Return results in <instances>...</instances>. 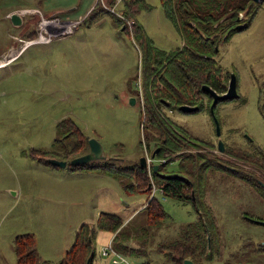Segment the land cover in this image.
Here are the masks:
<instances>
[{
  "label": "rangeland",
  "instance_id": "rangeland-1",
  "mask_svg": "<svg viewBox=\"0 0 264 264\" xmlns=\"http://www.w3.org/2000/svg\"><path fill=\"white\" fill-rule=\"evenodd\" d=\"M204 1L191 3L200 6ZM110 2L0 0V63L17 55L0 65V264H16L14 239L27 232L34 233L43 262H59L84 223L93 227L92 264H113L102 254L103 247L112 243L121 251L119 244H125L132 223H144L145 216L138 211L151 197L152 188L126 189L120 179L97 166L110 159L120 166L140 163L141 157L148 159L155 148L152 143H144L150 130L145 128L137 87L143 36L122 18L121 0L113 5ZM146 2L150 9L142 10L136 18L146 36L160 49L181 46L182 38L164 16L160 1ZM257 5L248 26L217 44L214 58L223 70L234 73L238 96L219 101L214 112L224 151L243 155L242 151L247 150L263 159L264 0ZM16 11L24 16L21 27L13 25L8 17ZM43 17L81 21L71 32L23 47L19 38L31 40L38 36ZM122 21H126V27ZM20 29H34L36 33L21 35ZM133 95L137 102L130 104ZM170 112L179 118L193 141L207 143L194 141L195 146L183 150V155L215 156L220 161L217 169L208 171L204 185V201L214 217L217 238L213 241L214 254L205 262L264 264V190L257 184L264 177L260 170L245 157L218 151L207 102L200 111ZM68 117L88 138L95 137L102 143L107 158L71 164L65 147H57L51 157L68 156L67 165L58 166L32 154L34 149L53 147L57 123ZM163 160L155 157L150 165ZM176 161L169 162L162 172L175 170ZM155 195L167 218L161 229H154L152 239L140 246L146 257L127 255L132 261L147 259L161 264L159 242L176 238L182 229L192 230L200 221L199 210L192 203L172 196L163 199L159 191ZM101 213H116L126 221L137 215L131 223L123 222L126 225L116 234L99 228Z\"/></svg>",
  "mask_w": 264,
  "mask_h": 264
},
{
  "label": "trees",
  "instance_id": "trees-1",
  "mask_svg": "<svg viewBox=\"0 0 264 264\" xmlns=\"http://www.w3.org/2000/svg\"><path fill=\"white\" fill-rule=\"evenodd\" d=\"M159 1L164 16L182 38L181 46L174 49L164 50L155 46L146 36L145 29L137 23L138 14L151 7L146 0H121L120 12L122 18L130 22V26H134L139 33H142L144 40L141 48L142 71L139 77L142 83L143 103L140 93L139 100L143 105L145 128L150 130L149 135L145 136L144 143L146 146L152 143L155 147H159L156 158L165 160L159 164L157 171H154L153 167L150 171L140 163L120 166L112 159L105 160L97 166L120 179L123 186L131 191H145L149 188L151 180H154L163 197H178L192 203L199 210L200 221L194 224L195 227L192 230L182 229L176 238L160 241L157 249L163 256L161 264H183V259L187 257L201 263L205 262L206 258H210L216 249V244L213 243L217 240L216 233L213 231L215 221L204 201V185L208 171L217 169L216 165L220 161L215 156L209 158L202 154L183 155V150L195 146L194 141L207 143L200 139L193 141L189 132L177 123L170 111L181 104L196 105L198 110H202L204 103L208 104L210 100L201 89L204 84L217 93L225 91L228 72L223 70L214 58L217 44L237 31V24H243L242 29L248 26L258 3L253 0H205L200 7L191 3L196 0ZM114 3L115 0H111L109 4ZM240 13H243L244 17L239 19L242 21L239 23L237 16ZM126 21L121 22L125 23V27ZM35 33L36 31L32 29L26 31L25 35L33 36ZM57 147H65L70 158L83 154L89 149L88 137L70 117L57 123V137L52 148L34 149L32 154L34 156L38 154V159L51 164L47 161V157L54 156L53 152ZM224 152L236 157L241 156L240 158L245 157L243 159L257 166L264 177V158L259 159L247 150L242 151L243 155L229 150ZM68 156H64V159H68ZM171 161L177 163L175 170L162 172ZM160 165L163 166L162 170ZM257 181L264 190L263 179L259 178ZM262 193L264 196V192ZM140 211L145 216L143 225L132 223L131 231L124 239L125 244H119L121 251L117 248L116 250L130 257L141 256L144 259L147 253L140 246H145V243L152 239L154 229L163 227L167 213L157 196L148 198L138 212ZM136 215L126 221L116 213H101L98 226L100 229H108L118 234L126 224L131 223ZM92 231L93 227L88 223L82 224L76 233L74 243L66 251L64 258L56 263L41 260L34 233L18 234L14 239L16 264H87L89 258V264H92L95 259ZM207 233L210 238L209 251L207 250ZM142 234L145 235L142 236ZM143 259L142 264H152L151 260Z\"/></svg>",
  "mask_w": 264,
  "mask_h": 264
},
{
  "label": "water",
  "instance_id": "water-1",
  "mask_svg": "<svg viewBox=\"0 0 264 264\" xmlns=\"http://www.w3.org/2000/svg\"><path fill=\"white\" fill-rule=\"evenodd\" d=\"M255 3H260L263 0H253ZM243 16V13H240L237 16V20L241 19ZM9 19L11 21V23L15 26H20L23 24V15L20 12H12L9 14ZM243 24H237L236 27L237 28H241ZM201 89L203 91V93H205L208 97L211 98L210 104H209V108H210V115L214 121V125H215V133L217 136V142H216V146L218 151L220 152H224V143L220 138V126H219V122L218 119L216 117V115L214 114L213 108L216 105V103L218 101L221 100H230L233 99L235 97L238 96L237 93V83H236V77L234 75V73H230L229 74V79H228V83L226 86V89L224 92L222 93H217L214 89H212L210 86L208 85H202ZM136 103V96H132L130 98V104H135ZM178 110L182 113H192L195 111H198V107L196 105H186V104H181L178 107ZM88 145H89V149L80 155H77L73 158H71V160L69 161L71 164H80V163H85L91 160H95V159H103L106 158V153L104 151V147L102 145V143L95 137H89L88 138ZM159 152V148L157 147L153 152H152V158L154 159L156 157V154ZM47 161H49L51 164L53 165H58V166H66L68 163V160L66 159H58V158H54V157H47ZM140 165L143 167H148V161L147 158L145 156H142L140 159ZM153 170L157 171L159 169V163H154L152 165ZM149 187H151V183H149L148 185ZM192 193V197H193V192ZM207 239V250L209 251V235L207 233L206 236ZM90 262V258L87 261V264H89ZM183 264H208L205 262H195L194 260H192L191 258H184L183 259ZM246 264V263H245Z\"/></svg>",
  "mask_w": 264,
  "mask_h": 264
},
{
  "label": "built area",
  "instance_id": "built-area-1",
  "mask_svg": "<svg viewBox=\"0 0 264 264\" xmlns=\"http://www.w3.org/2000/svg\"><path fill=\"white\" fill-rule=\"evenodd\" d=\"M51 20H53V21H51ZM46 21L51 22V24H44V23H46ZM80 21H81V19L62 21V20H60L59 17H54L53 19H47V18L44 19V17H43V22L40 26L41 30L38 32V36H36L34 39H31V40L24 39V38H19V39H21V41L24 42L23 47H26L31 42L41 41V40L47 41V40L52 38L51 36L71 32L75 27H77L79 25ZM59 25H62V26L60 28L59 27L57 28V26H59ZM59 29H61V30H59ZM41 37H44V39H41ZM12 51H14L13 46L10 48L11 53H12ZM16 56H12L11 58H9L7 61H5L3 63H6V62L14 59ZM0 64H2V62ZM137 86H138L139 90L141 91V80H140V78L137 82ZM140 98L143 101L141 95H140ZM152 160H153V158H151V157H149L147 159L148 169L150 171H151L150 166H152V164L150 165V162ZM151 188H152L151 197L156 196L155 193H157V191L161 192L159 186L154 182V180H151ZM163 199H164V197H163ZM102 254L108 256L109 259H107V260L111 261V263H113V264H118V263L141 264V263L136 262L134 260L132 261L130 258L127 257V255L117 251L116 248H114V246L112 245V243H109L108 245H105L103 247Z\"/></svg>",
  "mask_w": 264,
  "mask_h": 264
},
{
  "label": "flooded vegetation",
  "instance_id": "flooded-vegetation-1",
  "mask_svg": "<svg viewBox=\"0 0 264 264\" xmlns=\"http://www.w3.org/2000/svg\"><path fill=\"white\" fill-rule=\"evenodd\" d=\"M244 17V16H243ZM242 17V18H243ZM24 19V18H23ZM240 22H242V21H240L239 20V23ZM23 24H24V20H23ZM22 24V25H23ZM238 30L237 31H240V30H242V28H237ZM19 31V30H18ZM25 33V29L24 30H21L20 29V34L22 35V34H24ZM228 79H229V73H228V78H227V83H228ZM139 93H140V95L142 96V83H141V91L139 90ZM206 95V94H205ZM207 96V95H206ZM141 99V98H140ZM209 102H208V106H209V104H210V101H211V98L209 97ZM231 100V99H230ZM207 101V100H206ZM221 101H225V100H221ZM141 102L143 103V101L141 100ZM219 102V101H218ZM218 102L216 103V105L218 104ZM187 105V104H186ZM216 105L214 106V108H213V111L215 110V107H216ZM179 107V106H178ZM177 110H178V108H176ZM198 111H200V110H198ZM214 114H215V112H214ZM157 147H155L154 149H153V151L156 149ZM159 148V147H158ZM121 159V158H120ZM252 220H256V221H260V219H257L256 217H252Z\"/></svg>",
  "mask_w": 264,
  "mask_h": 264
},
{
  "label": "crops",
  "instance_id": "crops-1",
  "mask_svg": "<svg viewBox=\"0 0 264 264\" xmlns=\"http://www.w3.org/2000/svg\"><path fill=\"white\" fill-rule=\"evenodd\" d=\"M23 18H24V16H23ZM22 25H20V27H21ZM25 34V33H24ZM4 63H2V64H0V65H3ZM138 87V86H137ZM139 89V88H138ZM134 96V95H133ZM136 102H137V97H136ZM176 121H177V123H179L180 124V121H179V118L178 117H176V116H174V115H171ZM181 125V124H180ZM187 130V129H186ZM106 158H107V154H106ZM155 159V158H154ZM163 162V161H162ZM153 165V164H152ZM159 193L162 195V193L159 191ZM158 197V196H157ZM162 198H163V196H162ZM132 258V257H131ZM134 261H136V262H138V260H134ZM141 263V262H140ZM142 264V263H141Z\"/></svg>",
  "mask_w": 264,
  "mask_h": 264
},
{
  "label": "bare ground",
  "instance_id": "bare-ground-1",
  "mask_svg": "<svg viewBox=\"0 0 264 264\" xmlns=\"http://www.w3.org/2000/svg\"><path fill=\"white\" fill-rule=\"evenodd\" d=\"M42 39H44V37H42Z\"/></svg>",
  "mask_w": 264,
  "mask_h": 264
}]
</instances>
